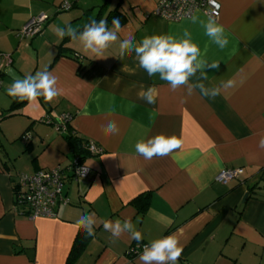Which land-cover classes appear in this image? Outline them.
I'll list each match as a JSON object with an SVG mask.
<instances>
[{
  "label": "crops",
  "instance_id": "obj_1",
  "mask_svg": "<svg viewBox=\"0 0 264 264\" xmlns=\"http://www.w3.org/2000/svg\"><path fill=\"white\" fill-rule=\"evenodd\" d=\"M63 1L0 0V56L12 59L0 87V264H67L79 231H85L78 221L84 212L92 215L94 232L74 264H142L141 254L128 257L130 248L170 235L182 247L177 264H264V149L259 147L264 137V0H216L221 11L213 19L228 39L223 49L204 34L200 21L209 17L202 12L168 22L153 14L158 0H112L104 14L102 20L121 3L128 22L119 39L131 32L137 44L151 35L184 38L188 31L200 59L218 64L206 66L200 82L206 87L236 82L214 99L197 88L190 93L188 85L173 90L159 73L149 77L134 51L121 55L119 39L97 57L85 54L67 35L58 38L57 27L78 33L105 3L74 0L72 10L61 12ZM42 16L48 18L42 33L22 38L24 27ZM10 68L23 78L48 70L59 95L52 101L28 100L10 114L18 100L7 95L14 82L7 77ZM202 71L189 78V85L202 79ZM149 88L153 104L143 99ZM63 115L72 117L70 127L78 137L102 153L85 161L89 178L66 182L69 204L57 206L54 218L31 220L15 210V178L70 165L68 133L42 122ZM107 121L115 122L118 133L107 132ZM158 135L183 143L151 159L135 151L137 142ZM234 168L244 169L240 180L216 183L222 170ZM144 194L151 202L140 214L132 202ZM106 221L131 222L142 240H133L128 231L113 237L103 227Z\"/></svg>",
  "mask_w": 264,
  "mask_h": 264
},
{
  "label": "clouds",
  "instance_id": "obj_2",
  "mask_svg": "<svg viewBox=\"0 0 264 264\" xmlns=\"http://www.w3.org/2000/svg\"><path fill=\"white\" fill-rule=\"evenodd\" d=\"M210 2L215 8H219L220 5L216 3V0H210ZM192 20L195 23L197 18L193 17ZM200 23L204 28V34L211 39L212 43L221 49L227 46L228 39L224 35L223 27L217 24L212 17H209L207 21H200ZM121 31L119 19L114 18L111 29L105 20H100L98 23L92 21L86 24L83 31L79 32L78 35L76 31L67 26L65 28L57 27L55 34L60 39L66 35L69 36L80 43L85 54L99 57L109 48L112 42L119 39ZM183 37L178 39L169 34L151 35L145 36L137 44L134 34L129 32L122 39H119V50L121 55L125 51H134L138 58L139 67L149 77L159 73V78L168 82V85L173 90L182 85H188L190 93L193 88H197L202 96L214 99L221 94V89L227 90L236 86V82L232 79L222 81V87H206L203 82H200L206 79L205 67L216 69L218 64H205L200 59L199 46L191 41L190 33L185 31ZM201 69H203L200 76L202 79L195 84L189 85V78L195 76ZM6 91L8 96L20 101L35 100L37 97H43L45 101H52L59 95L57 79L48 70L26 76L23 81L16 79ZM143 99L148 104L155 103L151 88L144 92ZM105 128L107 132L112 134H116L119 131L114 121H107ZM182 143V140L175 136L158 135L147 142H137L135 151L145 159H151L154 156L168 155L174 149H179ZM259 147L264 149V137L260 139ZM78 221L88 235L93 234L95 221L91 214L81 213ZM103 227L105 230L110 231L113 237H118L122 231H128L131 233L133 240L137 242L142 240L141 232L135 230L129 221H125L122 226L120 222L112 223L106 221ZM181 252L182 247L179 245L178 240L174 235H170L153 241L150 246L145 245L139 259L142 264H177Z\"/></svg>",
  "mask_w": 264,
  "mask_h": 264
},
{
  "label": "built area",
  "instance_id": "obj_3",
  "mask_svg": "<svg viewBox=\"0 0 264 264\" xmlns=\"http://www.w3.org/2000/svg\"><path fill=\"white\" fill-rule=\"evenodd\" d=\"M71 9L72 0H64L59 7L61 12H68ZM220 11L221 5L217 9L210 0H158L157 9L153 14L168 22H180L190 19L196 12H202L208 17L217 19ZM47 22L48 18L45 16L31 20L24 27L20 36L27 39L36 37L42 33ZM11 64V56H0V76L6 72ZM1 84L0 78V87ZM71 120L70 115L51 116L45 123L55 126L59 132H65L66 126ZM89 151L93 156L102 153L101 149L93 143L89 144ZM73 164H70L67 168L58 166L52 170H40L34 174L18 175L15 178L14 185V201L17 213L31 220L41 217L54 218L57 206L69 204V200L64 197L66 182H78L90 176L91 170L86 165H79L77 161ZM243 174V168L224 169L217 175L215 181L227 186L240 180ZM144 246L135 244L128 251V257H138L143 252Z\"/></svg>",
  "mask_w": 264,
  "mask_h": 264
},
{
  "label": "trees",
  "instance_id": "obj_4",
  "mask_svg": "<svg viewBox=\"0 0 264 264\" xmlns=\"http://www.w3.org/2000/svg\"><path fill=\"white\" fill-rule=\"evenodd\" d=\"M122 1V0H119ZM112 0H105L104 5L99 9L98 15L96 17V19L94 20L95 22H99L100 20H102L104 14L106 15L109 6L111 5ZM74 0H72V9L74 7ZM121 4V3H120ZM118 5V7L113 10V11H109V13L107 14V16L105 17V21L107 22L108 27L111 29L112 28V20L115 19H119L121 27H123L127 22H128V17L126 15L125 12H122L121 10H119V8L121 7V5ZM71 9V10H72ZM84 29V28H83ZM83 29L79 32H82ZM79 32L77 34H79ZM70 38H66L65 41L69 40ZM65 41L58 46V55L61 53V50L64 49V45H65ZM74 59L76 61H80L81 59L78 57V55L74 56ZM4 76V74L2 76H0V78L2 79V77ZM28 102V100L23 101V103H21L19 100H16L13 104V106L10 108L9 113L11 114V112L14 110V108H18L19 106L23 105L24 103ZM21 103V104H20ZM51 116H47L45 117L42 122L45 123L46 120L48 118H50ZM66 132L68 133V135L66 136V140L70 146L72 155H73V160L70 164L74 165L73 163L75 161H77V163L79 165H85V161L92 157L93 155L90 153L89 151V142H87L86 140L81 139L80 137H78L75 132L72 130V128L70 127V123L67 124L66 126ZM71 165V166H72ZM150 202H151V195L150 194H144L139 196L138 198H136L132 204L137 208L138 212L140 214H146V212L148 211V208L150 206ZM91 235H88L86 233V231L84 230H80L75 242L73 244L72 250L70 252V255L68 257V261L67 264H74L76 262V260L78 259V257L80 256V254L83 252L84 248L86 247V245L88 244L89 240H90ZM131 259H134L135 257H129Z\"/></svg>",
  "mask_w": 264,
  "mask_h": 264
},
{
  "label": "water",
  "instance_id": "obj_5",
  "mask_svg": "<svg viewBox=\"0 0 264 264\" xmlns=\"http://www.w3.org/2000/svg\"><path fill=\"white\" fill-rule=\"evenodd\" d=\"M7 77L10 78L12 81L16 79L23 81V77L14 68L9 69V71L7 72Z\"/></svg>",
  "mask_w": 264,
  "mask_h": 264
},
{
  "label": "rangeland",
  "instance_id": "obj_6",
  "mask_svg": "<svg viewBox=\"0 0 264 264\" xmlns=\"http://www.w3.org/2000/svg\"><path fill=\"white\" fill-rule=\"evenodd\" d=\"M99 12V11H98ZM64 15V14H63ZM3 55H5V54H3ZM10 56V55H9ZM54 129H56V127H54ZM57 130V129H56Z\"/></svg>",
  "mask_w": 264,
  "mask_h": 264
}]
</instances>
